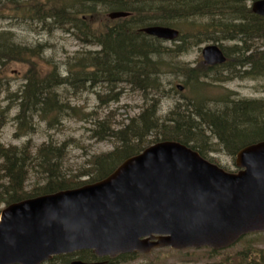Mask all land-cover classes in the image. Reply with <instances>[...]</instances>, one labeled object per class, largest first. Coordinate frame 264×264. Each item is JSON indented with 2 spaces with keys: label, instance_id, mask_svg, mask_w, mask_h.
Returning a JSON list of instances; mask_svg holds the SVG:
<instances>
[{
  "label": "trees",
  "instance_id": "1",
  "mask_svg": "<svg viewBox=\"0 0 264 264\" xmlns=\"http://www.w3.org/2000/svg\"><path fill=\"white\" fill-rule=\"evenodd\" d=\"M159 1H165L167 5H159L157 3ZM248 1L184 0L183 3L188 7L197 3V9L194 11L201 13V16L205 15L209 20L207 25H211L212 28L207 32L198 30L185 35L180 28L176 27H181L180 23L175 21L164 23L180 31V44L176 48L177 51L173 52L176 51L178 54L186 51L192 42L194 46H199L206 41L205 38L220 43L227 40L235 41L233 46L222 47L227 56L224 64L207 65L206 69L211 71L217 67H227L232 54H236L237 50L240 63L237 62L234 67L238 66L241 69V78L264 76V42H262L264 41V17L256 14ZM4 4L10 6L16 19L38 22L44 28L56 27L70 33L85 44L99 47L95 51L77 52L67 63L65 77L58 71V67H54V70L43 76L39 75L37 66L32 67L33 69L27 75L24 89L14 93L11 99V104L18 108V113L14 117L18 123V131L25 130L24 133H29L35 131L38 125L35 119L38 116L47 120L46 123L49 126H55L62 122L66 112L69 113V110L75 109L69 103L61 102L59 89L62 85H70L75 90L86 89V86L94 89L100 83L105 84L110 90H114L119 84L133 86L143 92L154 88L165 68L160 57L165 56V53L161 52L166 49L163 48L158 38H152L156 45L144 49L140 43L134 41L137 37L135 30L138 31L141 22L148 20L150 16L156 19L159 17L165 22L170 20L169 14L172 10L175 11L179 0H136V2L135 0H0V5ZM113 11H125L130 14L126 17L111 18L108 15ZM233 15L239 18H236L238 19L236 23L229 25ZM123 34H130L132 38L126 40L122 38ZM188 39H191V43L186 46ZM42 52L41 44L27 48L14 43L10 38L0 37V64L4 61L32 60L39 58ZM199 70L198 67H193L186 72L191 79L206 74L205 71L201 73ZM55 79L58 80L54 82ZM64 90L66 91L65 88ZM42 93L46 96L43 97ZM112 94L109 95V100H118L120 94L116 91H112ZM199 102L195 107L199 106L200 109L201 102ZM147 114L148 110L139 117L142 124L144 122V127L137 129L136 119L132 118L130 125L117 132L112 128L113 123L108 119L96 118L93 122L95 127L91 129L92 136L97 140L117 137L123 142V147L121 150L117 149L102 157L95 156L93 159L98 174L96 178L86 183H76V181L72 183L67 179H60L58 175H52L53 170L56 169L55 161L60 160L62 156L61 147L53 142L43 144L35 155L31 142L24 144L22 148L5 146L0 143V180L5 179L8 182L7 184L0 183V205L4 203L7 206L31 197L76 188L104 179L127 158L142 151V148L136 149V145L131 143L133 127L138 130L134 133V136L138 137L136 139H142L160 125L153 120L146 122L149 117ZM202 115L197 116H201L209 123L213 128L211 131H215L216 137L232 155H236L248 144L264 140V100L244 99L243 102H237L231 109L210 110L206 115L207 118ZM182 120H187V122L183 124L180 120L169 126L165 124L162 129L160 128L158 132H161L162 138L157 141L175 140L190 146L191 136L194 137L196 133L195 129L199 130V134L201 129L191 115L184 116ZM194 124L195 127H193ZM192 127V132L187 134L186 132ZM190 147L206 157V151L199 149L197 145L193 144ZM32 163L45 166L46 169L40 168L39 172L49 174L47 183L43 187L38 191L27 193L25 181L30 174ZM211 251L213 254L219 253L218 250ZM74 255L87 261L98 259L91 250H82L72 254L54 256L46 264H69ZM134 256V253H130L121 254L115 259L105 258L110 262L119 263ZM240 257L245 260L244 264H264V249H253V251L241 253ZM222 264H231L230 259L223 260Z\"/></svg>",
  "mask_w": 264,
  "mask_h": 264
},
{
  "label": "water",
  "instance_id": "2",
  "mask_svg": "<svg viewBox=\"0 0 264 264\" xmlns=\"http://www.w3.org/2000/svg\"><path fill=\"white\" fill-rule=\"evenodd\" d=\"M251 7L264 16V0ZM144 32L161 39L179 35L164 26ZM202 54L210 65L226 60L218 45L205 46ZM236 164L241 169L228 172L181 142L163 141L103 180L10 204L1 212L0 264H44L84 249L116 258L164 247L228 248L246 234L264 232V140L243 147Z\"/></svg>",
  "mask_w": 264,
  "mask_h": 264
},
{
  "label": "rangeland",
  "instance_id": "3",
  "mask_svg": "<svg viewBox=\"0 0 264 264\" xmlns=\"http://www.w3.org/2000/svg\"><path fill=\"white\" fill-rule=\"evenodd\" d=\"M252 1H248L249 6ZM8 6V4L0 5V37L10 38L14 43L27 48L41 44L43 52L39 58L32 60L4 61L0 64V124H2L0 125V143L5 146L22 148L24 144L31 142L35 155L43 144L53 142L61 147L62 156L60 160L55 161L56 169L53 170L52 175H58L60 179H67L72 183L75 181L86 183L96 178L98 171L93 158L102 157L117 149L121 150L123 147V142L117 137L97 140L92 136L91 129L95 127L93 122L97 117L108 119L113 123L112 128L116 132L130 125L131 119L134 118L136 128L139 129L144 127V122L142 124L139 117L148 110L149 117L146 122L148 120L159 122L157 129L155 128L142 139H136L138 137L134 136V133L138 131L135 127L131 130L133 131L131 143L136 145V149L144 150L157 144V140L162 138L161 132H158L160 128L162 129L165 124L167 126L174 124L169 121L174 116V111L177 112L183 108L189 111L199 109V106L195 107L199 100L203 110L208 111H224L233 107L237 102H243L244 99L264 100V76L241 78L238 67V70L233 72L234 64H237L240 57L237 50L236 54H232L227 67H217L211 71L206 69L207 64L204 63L202 55L203 47L208 44L228 47L235 45V41L227 40L220 43L205 38L206 41L199 46H194L192 42L186 51L176 54V48L180 44L179 40L158 38L163 48L166 49L165 56L160 57L165 66L160 76L162 88L143 92L133 86L119 84L114 90H110L105 84L100 83L94 89L86 86V89L75 90L70 85H62L59 89L61 102L69 103L75 109L69 110V113L66 112L62 122L55 126H49L46 123L47 120L38 116L35 119L38 125L34 132L24 133L25 130L19 132L18 123L14 120L18 108L11 104V99L14 93L24 89L27 75L33 69L32 67L37 66L38 73L42 76L54 70V67H58V71L65 77L67 63L77 52L95 51L99 47L85 44L70 33L56 27L44 28L38 22L16 19L13 16L14 12ZM207 19L205 15L199 16L182 23L181 27H176L180 28L185 35L198 30L207 32L212 28L211 25H207L209 23ZM7 33L10 34L7 35ZM190 43L191 39H188L186 46ZM174 50L176 51L173 52ZM193 67H198L199 72L205 71L206 74L193 79L188 78L186 71ZM112 91L120 94L118 100H109V95H113ZM106 102L108 103L105 104ZM155 109L156 112L152 116L150 112ZM194 119L201 130L199 134V130L195 129L197 134L195 133L194 137L191 136L190 144L192 146L195 144L199 149L206 151V158L227 171H237L236 155H232L220 142L215 131L214 133L211 131L213 128L208 122L201 116L194 115ZM30 167V174L25 181L27 193L38 191L43 187L47 183L49 174L39 172L40 168L46 169L43 165L32 163ZM0 183L7 184L8 182L1 179ZM5 206L4 203L0 205V212ZM253 249H264L263 231L245 236L232 247L218 250V254H213L212 249L208 247L181 250L167 247L154 249L148 254L134 253L133 258L119 263L110 262L105 257L87 261L74 255L69 264L74 260L95 264H222L223 260L228 258L231 264H244L246 262L240 254L253 251Z\"/></svg>",
  "mask_w": 264,
  "mask_h": 264
},
{
  "label": "bare ground",
  "instance_id": "4",
  "mask_svg": "<svg viewBox=\"0 0 264 264\" xmlns=\"http://www.w3.org/2000/svg\"><path fill=\"white\" fill-rule=\"evenodd\" d=\"M183 1L184 0H179V4H178V6L176 7V9H175V11H171L170 12V14H169V19L170 20H168V21H164V20H162L161 18H159V17H157V19L155 18V17H153V16H150V18L148 19V20H144L143 22H141V25L138 27V31H136L135 30V33H136V38L134 39V41L136 42V43H140V45L144 48V49H149L151 46H154V45H156L155 44V42L152 40V38H158V37H156V36H154V35H151V34H148V33H146V32H144V29L145 28H148V27H152V26H164V27H172V26H168V25H165L164 23H169V21H170V23L172 22V21H175L176 23H180V24H182V23H184V22H186V21H189V20H191V19H193V18H196V17H199V16H201L202 14L201 13H199L198 11H194L195 9H197V7H196V4H194V5H191L190 7H188L187 6V4H185V3H183ZM159 5H167V3L165 2V1H159V2H157ZM186 6V7H185ZM113 12H125V11H113ZM128 14L126 15V16H129V12H127ZM126 16H122V17H126ZM236 18H239V17H236V15H233L232 16V18H231V20H230V22L228 23L229 25H232L233 23H236L237 22V20L238 19H236ZM173 28V27H172ZM142 33H144V34H142ZM122 38H124V39H126V40H129L130 38H132V35H130V34H123L122 35ZM177 40H181L180 39V37H178V39ZM179 45V44H178ZM161 53H165L166 54V51H164V52H161ZM162 56H164V55H161V57ZM238 62L240 63V59H238ZM237 67L238 66H236L235 68L233 67V72H236L238 69H237ZM239 68V67H238ZM239 72H240V68H239ZM136 75H138V76H143V75H141V74H137V73H135ZM186 74H187V72H186ZM236 74V73H235ZM188 76V75H187ZM188 78H190L189 76H188ZM58 79H55L54 80V82H56ZM161 77L160 78H158V84L156 85V86H154V88H152L151 90H154V89H157V90H159L160 88H162L161 87ZM178 86V85H177ZM44 91V90H43ZM46 93V92H45ZM45 93L43 94L42 93V96L44 97V96H46L45 95ZM236 105V104H235ZM234 105V106H235ZM153 106V105H152ZM233 106V107H234ZM233 107H231V108H233ZM202 108V105H201V107H200V109ZM231 108H229V109H231ZM225 111V110H224ZM155 112H156V109L155 110H153V111H151L150 113L152 114V116H154V114H155ZM191 113V114H190ZM207 113H208V111L207 110H198V109H195V110H187V109H181V110H179V111H177V112H175L174 111V116L173 117H171L170 119H169V121H171L172 123H176L177 121H180L181 120V122L183 123V122H187V120H189V119H187V120H182L183 119V117L185 116V117H189L190 115L191 116H193V120L195 121V119H194V115H204V117L205 118H207ZM188 114V115H187ZM196 115V116H197ZM157 124H159V122H157ZM184 124V123H183ZM193 127H195V124H194V126ZM193 127L189 130V131H187L186 133L187 134H189L190 132H192V129H193ZM187 128V127H186ZM188 129V128H187Z\"/></svg>",
  "mask_w": 264,
  "mask_h": 264
}]
</instances>
